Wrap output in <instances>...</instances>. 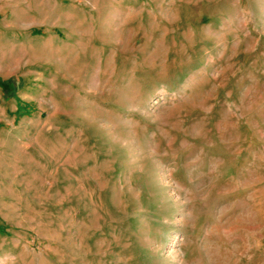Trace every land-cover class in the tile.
Wrapping results in <instances>:
<instances>
[{
    "label": "rangeland",
    "instance_id": "obj_1",
    "mask_svg": "<svg viewBox=\"0 0 264 264\" xmlns=\"http://www.w3.org/2000/svg\"><path fill=\"white\" fill-rule=\"evenodd\" d=\"M0 264H264V0H0Z\"/></svg>",
    "mask_w": 264,
    "mask_h": 264
}]
</instances>
